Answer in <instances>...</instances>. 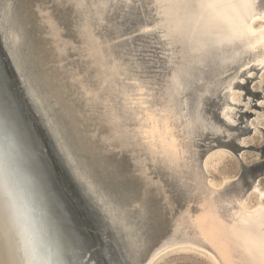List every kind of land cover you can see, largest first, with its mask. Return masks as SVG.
<instances>
[{"label":"rangeland","instance_id":"rangeland-1","mask_svg":"<svg viewBox=\"0 0 264 264\" xmlns=\"http://www.w3.org/2000/svg\"><path fill=\"white\" fill-rule=\"evenodd\" d=\"M26 1L36 61L58 81L64 105L55 106L69 117L68 133L82 138L91 166L137 196L164 235L150 255L185 212L193 220L207 209L226 216L236 200L249 211L264 206L262 45L245 36L222 49L201 44L197 0H189L197 5L193 16L175 0ZM247 6L243 14H256L251 24L263 29L264 0ZM203 150L207 183L232 186L193 204ZM256 178L259 189L243 197ZM186 250H161L152 264H215L201 250Z\"/></svg>","mask_w":264,"mask_h":264},{"label":"water","instance_id":"water-1","mask_svg":"<svg viewBox=\"0 0 264 264\" xmlns=\"http://www.w3.org/2000/svg\"><path fill=\"white\" fill-rule=\"evenodd\" d=\"M24 7L0 0V264H147L161 242L157 221L91 166L82 138L68 133L69 117L55 106L64 105L58 81L36 61ZM208 151L197 161L193 204L232 186L207 183Z\"/></svg>","mask_w":264,"mask_h":264},{"label":"bare ground","instance_id":"bare-ground-1","mask_svg":"<svg viewBox=\"0 0 264 264\" xmlns=\"http://www.w3.org/2000/svg\"><path fill=\"white\" fill-rule=\"evenodd\" d=\"M175 1L178 4L181 3L184 8L186 7L183 11H187L188 15L192 13L193 16L195 14L193 10L197 6L196 4L191 3L189 0L188 2H185L186 0ZM197 1L199 3V22L197 25L199 33H196V36L201 34V38L206 39L200 41L201 44L210 42L215 49L217 47L222 49V45L228 44V47H232L231 45L235 44L237 39L245 36L250 39L251 43L262 45L263 51L261 56H258V59L260 58L261 62L264 61V28L255 29L252 26V19L256 17V14L245 16L247 10L243 12L246 7L248 8L247 5L252 4L255 0ZM257 17L264 18L262 13ZM241 52L243 51L237 49V56ZM233 53L236 55L235 52ZM212 155L214 156L212 153L206 158L207 162L211 160ZM254 189H259V187L254 184ZM261 195L264 196V191L261 192ZM236 202H238V205L226 216L207 209L205 214H199L192 220L185 212V214L181 215L184 217L178 219V223L173 227L172 232L168 229L170 234L167 233L168 236L166 234V240L160 243V247L153 251L147 264L156 262L161 257V255L157 254L161 250L169 252L178 249L179 251L180 249L182 251L184 249L201 250L210 256L215 264H264V237L262 235V230H264V206L261 208V205L260 210L249 211L250 209L247 210L243 206L244 204L241 207L240 200H236Z\"/></svg>","mask_w":264,"mask_h":264},{"label":"flooded vegetation","instance_id":"flooded-vegetation-1","mask_svg":"<svg viewBox=\"0 0 264 264\" xmlns=\"http://www.w3.org/2000/svg\"><path fill=\"white\" fill-rule=\"evenodd\" d=\"M251 181V180H250ZM250 181L248 180L247 182H249L250 183ZM249 183H248V185H249Z\"/></svg>","mask_w":264,"mask_h":264}]
</instances>
